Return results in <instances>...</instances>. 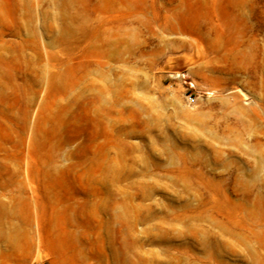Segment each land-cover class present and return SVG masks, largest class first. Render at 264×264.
<instances>
[{
    "label": "rangeland",
    "instance_id": "1",
    "mask_svg": "<svg viewBox=\"0 0 264 264\" xmlns=\"http://www.w3.org/2000/svg\"><path fill=\"white\" fill-rule=\"evenodd\" d=\"M0 264H264V0H0Z\"/></svg>",
    "mask_w": 264,
    "mask_h": 264
}]
</instances>
